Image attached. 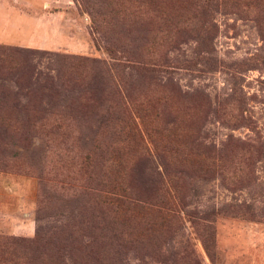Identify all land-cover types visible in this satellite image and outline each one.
Returning <instances> with one entry per match:
<instances>
[{
	"label": "rangeland",
	"instance_id": "1",
	"mask_svg": "<svg viewBox=\"0 0 264 264\" xmlns=\"http://www.w3.org/2000/svg\"><path fill=\"white\" fill-rule=\"evenodd\" d=\"M0 172L10 264H108L111 192L123 264H264V0H0Z\"/></svg>",
	"mask_w": 264,
	"mask_h": 264
},
{
	"label": "trees",
	"instance_id": "2",
	"mask_svg": "<svg viewBox=\"0 0 264 264\" xmlns=\"http://www.w3.org/2000/svg\"><path fill=\"white\" fill-rule=\"evenodd\" d=\"M207 27H204L201 32H196L198 34V38L201 39V45H208V48L204 50L205 53H210L211 45H209V40L211 38L210 31L207 30ZM196 31L194 26H191L188 28L187 32H193ZM205 32V33H204ZM204 33V35H202ZM203 36V37H202ZM211 42V41H210ZM14 53L21 54V51H14ZM13 52H10L9 54H14ZM27 54V52H24V54ZM31 53V52H30ZM250 70V69H248ZM233 94H231L226 101H237L238 105L241 106L243 104V97L237 93V90L232 91ZM241 92V91H240ZM237 93V94H236ZM241 94V93H240ZM228 121H235L240 122V124H245V121H249V125L251 123H254L251 121V119L245 117L244 112H239L236 115H233L230 113V116L228 118ZM252 130H255V127L251 128ZM131 195V194H130ZM107 204L110 205L112 208L111 213L112 216L110 219L111 226H110V236L108 237L107 241L104 243L105 247H108V257L107 262L108 264H123V257L124 252L128 250L130 245H135L136 242H138V239L133 237L134 235L132 231L126 227L130 221H133L134 214L133 208H142L144 205L140 204L138 199L130 198V196H118L114 192L111 194H107L106 196ZM132 210V211H131ZM135 215H139V213H136ZM166 216L174 217L171 214H166ZM3 235H0V248H4L6 245L10 244L11 242L14 243L15 241H18L20 243H28L32 244L34 241L25 239V238H19V239H10V238H2ZM7 260L0 259V264H6ZM7 264H10V262H7Z\"/></svg>",
	"mask_w": 264,
	"mask_h": 264
},
{
	"label": "crops",
	"instance_id": "3",
	"mask_svg": "<svg viewBox=\"0 0 264 264\" xmlns=\"http://www.w3.org/2000/svg\"><path fill=\"white\" fill-rule=\"evenodd\" d=\"M50 5L49 2L45 3V6ZM21 199L17 195L15 177L0 172V235H31L30 210L25 206V198L22 199L24 204L17 207V202Z\"/></svg>",
	"mask_w": 264,
	"mask_h": 264
}]
</instances>
